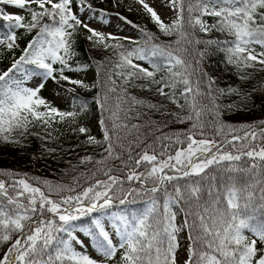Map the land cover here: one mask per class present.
Instances as JSON below:
<instances>
[{
	"label": "snow or ice",
	"instance_id": "6c2138e0",
	"mask_svg": "<svg viewBox=\"0 0 264 264\" xmlns=\"http://www.w3.org/2000/svg\"><path fill=\"white\" fill-rule=\"evenodd\" d=\"M76 2L81 13L87 10L93 12V16L81 18L74 13V0H0V5L25 9L30 16L25 20L19 14L0 10V20L8 22L7 33L0 36V47L13 52L19 48L18 30L35 31L19 56L13 57L11 66L0 71V140L18 143L13 140L14 134L24 136L29 133L30 126L39 123L47 129L57 116L63 119L76 115L59 111L39 93L49 79L56 83L63 80L83 85V81L65 75L66 71L87 68V65L74 68L70 63L75 54L73 37L79 28L88 33L87 39L94 46L124 48L120 43H106L118 37L111 33L105 35L91 26L90 20L97 17L106 24L107 13L93 9L87 0ZM137 2L162 33L180 36L176 45L183 42L215 46L226 53L230 64H243L248 68L255 67L252 62L264 65V0H164L163 6L175 13L170 24H165L145 0ZM116 15L132 27H138L119 13ZM206 16L215 18V23H207ZM197 29L204 34L217 31L225 38L196 39L193 32ZM144 35L146 43L155 40L152 34L144 32ZM124 39L135 43L131 37ZM254 46L262 51L257 52ZM172 47L171 43L153 42L150 47L124 49L118 52V62L108 70L107 84L110 86L96 101L101 111L99 124L103 141L92 136L87 139L89 144H99L103 149L97 164L105 165L112 159L122 161L119 168L97 169L106 179H95L97 173H93L94 183L77 192L71 186L32 178L43 183L45 191L23 176L16 178L19 174L0 173V176L9 177V181L0 179V244H9L0 253V264H111L117 252H120L121 264H180L178 250L182 232L186 233L188 241L187 259L183 264H264V221L256 220L257 213L264 216V187L257 198L254 185L244 179V174L253 179L251 174L264 166V144L258 150L250 146L257 139V132L245 129L254 128V125L233 127L216 119L211 122L204 119L209 114L220 115L216 93L223 95L224 91L214 88L212 78L193 82V75H206L198 68L199 60L190 64L169 51ZM184 51L187 52V48ZM198 55L203 57L204 53ZM155 57L161 58V62L154 60ZM134 60L148 62L151 70ZM57 64L59 67H54ZM28 66H32L31 70ZM100 67L103 62L98 69ZM113 69L119 71L113 72ZM161 70L167 71V80L155 79ZM113 74L122 84L117 85ZM33 78H38L37 86H25V82ZM138 80L148 81L146 85H138L142 89L156 86V93L178 108H184L179 98L184 99L190 109L186 116L168 114L176 115L179 123H192L190 129L182 133L157 136L153 143L145 144L133 156V150L143 141L127 146L120 142L119 131L129 128L127 123L120 122V113H124L125 119H131L135 106L158 107L129 96L128 88L137 86ZM179 84L184 87L178 98L176 88ZM234 91L230 89L229 94ZM121 92L122 96L117 95ZM109 93L115 97V111L107 107ZM202 100L208 103L203 104ZM129 101L125 109L123 104ZM41 106L44 111L40 110ZM86 108L83 103L79 110ZM261 124L264 125V121ZM139 127L133 124L131 130L138 132ZM206 127H210L214 135L209 136ZM78 131L84 134L88 129L79 127ZM240 131L244 132L242 136L236 134ZM259 135L264 139V128ZM125 153L127 159H122ZM243 158L247 160L241 165ZM91 161L92 157H85L81 163ZM142 165L147 167L141 170ZM114 171L122 172L123 176L113 175ZM74 183L79 186V179L74 177ZM125 183L138 187L130 186L125 190ZM258 183L264 184V181ZM144 194H151V199L141 213L108 211L115 204L126 205ZM53 195L59 199H53ZM178 214L183 215L179 225L176 223ZM84 217L90 219L77 230L75 222ZM245 229L251 236L244 235ZM93 242L102 260L83 251Z\"/></svg>",
	"mask_w": 264,
	"mask_h": 264
},
{
	"label": "trees",
	"instance_id": "16d2710c",
	"mask_svg": "<svg viewBox=\"0 0 264 264\" xmlns=\"http://www.w3.org/2000/svg\"><path fill=\"white\" fill-rule=\"evenodd\" d=\"M55 2V0H54ZM88 4L92 5L95 10H103L104 12L109 9L115 14L119 13L121 16L126 17L128 21H131L134 25L138 26L139 33L132 38L135 43L125 40L124 38H118V40L106 41L108 44H123V49L108 48L105 49L102 46H94V44L87 39L88 33L83 29L79 28L74 37L73 51L74 55L70 61L72 67H82L87 65L86 69H90L94 72V80L91 83H87L85 87L72 94L71 100L66 102L62 107L57 106L56 108L62 112H75V116H66L63 119L58 116L55 117L51 123V127L47 129L39 123L29 127V133L20 136L14 134L13 140L17 142H6L0 140V173L12 172L19 174L16 178L21 176L28 179V182L33 186H39L42 190L47 191L43 183H38L36 179L39 178L40 182L48 181L52 184H63L76 188L79 192L83 187H87L90 183H94L93 173H97V169L101 167L107 168H119L122 167V161L119 159L108 160L105 165H99L96 163L97 160L102 158L103 149L99 144H89L87 142L88 136L95 137L97 141H103L102 128L100 132H94L92 126L89 123L92 120L101 119V111L99 108L97 98H102L106 92L107 87V75L108 70L113 68V64L118 62V52L124 49L132 50L137 47H150L151 43H157L160 45L172 44L173 47L169 51H173L175 55L183 58L190 64H194L195 61L199 60L198 68L206 75L200 77L199 75H193L192 80L195 82L197 79H203L206 81L208 78H212L215 81L214 88L217 90H223L224 94L220 95L216 93V103L220 106L218 117H213L209 114L204 117L205 120L211 122L214 119L224 125H230L233 127H239L241 125H254V128L245 129L246 131H256L257 139L252 141L251 147H259L264 144V139H261L259 133L264 125L261 124L264 121V65L252 62L255 67H244L243 64L236 65L227 62L226 53L222 50H218L215 46H206L204 44H184L181 42L180 45H176L175 41L180 39L179 35H165L162 33L157 25L153 23L150 17H148V23L145 26L138 24L137 16L132 13H125L124 6L119 0H87ZM79 6L78 2L74 0L72 5L73 8ZM32 8H36V5H32ZM0 10L3 11V5H0ZM28 14V12H27ZM28 18L30 16L28 14ZM215 23V18H212ZM143 30V31H141ZM8 31V22L0 20V36L4 35ZM193 31V30H189ZM144 32L152 34L155 40L146 43L147 37ZM193 35L196 39L208 40V39H220L223 40L225 37L217 32L212 31L208 34L195 30ZM35 36V31L31 33H25L23 29L20 30L18 35L19 48L13 52H9L6 48L0 51V71L6 70L11 66L12 59L14 56H19L20 50L26 46L29 40ZM256 51H262L259 46H254ZM187 48V52L184 49ZM203 52L204 56L200 57L198 53ZM157 62H161V58H153ZM103 62V67L98 69V65ZM135 63L143 65L145 68L149 67L148 62L134 60ZM31 70L32 66H28ZM58 68L59 65H54ZM99 71V75H98ZM119 71V69H113V72ZM77 71H66L65 75L72 76ZM163 77L165 80L168 79V73L166 70H161L156 73L155 79L159 80ZM241 77H245L242 79ZM113 79L117 85L122 84L120 78L113 74ZM64 81L61 80L60 83ZM137 86L129 87V96H134L138 99L144 100L156 104L157 109H149L143 106H135L131 116V119H125L124 113H120V122L127 123L128 129H121L119 135L122 137L120 141L125 146L130 143H140L139 148L133 150V156H135L145 144H151L155 141L157 136L167 134L173 136L175 133H182L191 127V121L185 123H179L176 120V115L186 116L190 109L185 104L184 99L179 98V93L183 89V85L179 84L176 88V94L179 98V102L185 105L183 109L178 108L175 104L171 103L167 98L161 97L156 93V86L148 88H141L138 85L148 84L147 80H138L135 82ZM127 87V85H124ZM203 88V84L201 85ZM230 89H235L234 92L229 94ZM166 92L170 89H165ZM117 95H123V93H117ZM203 104H207V100L201 101ZM86 103L87 108L85 111H80V105ZM116 103L113 94H108L107 107L112 110H116L114 105ZM124 103L123 107L127 109L130 105ZM162 105V107H160ZM231 105V107H228ZM168 113H174L171 115ZM137 114H139L137 116ZM107 116V113H104ZM139 125V131L131 130V125ZM79 127H86L87 133H80ZM227 130H225L226 132ZM50 133V136L48 135ZM206 133L209 136L214 135L210 127H206ZM243 135L244 132L240 131L236 133ZM47 136V139L45 137ZM137 137L139 139L137 140ZM199 138V137H197ZM220 140L223 137H216ZM239 146V144H238ZM230 147V146H229ZM229 150V149H225ZM171 151V149H170ZM85 157H92L91 162L81 163V160ZM122 159H127L125 153ZM247 158H243L240 162L241 165ZM147 165H142L143 170ZM124 171H127L126 169ZM118 177H122L123 173L114 171L112 173ZM253 179H248V175L244 174V179L248 183L254 185L257 198L260 195V189L264 187V184L258 183V181H264V166L258 171L253 172ZM74 177L79 179V186L74 183ZM0 179L9 181V177L0 176ZM95 179L104 180L106 177L97 173ZM130 186L138 187V185H129L125 183L124 189L127 190ZM151 187V183L148 185ZM171 190V189H169ZM68 193H65V195ZM75 194V193H73ZM117 195H120L117 192ZM159 196L160 194H156ZM53 199H59V197L53 195ZM151 194H144L139 198H136L134 202H130L126 205L115 204L109 212H126L130 213L135 211L136 213L143 212L150 203ZM183 217V215H182ZM90 217H84L81 221L75 222L79 229L80 224H86ZM257 221H264V216L257 213ZM255 222V221H254ZM249 232L244 230L245 233ZM247 236V235H246ZM15 237V236H14ZM9 244H0V253L5 251ZM92 247L95 248V242L92 243ZM181 247V245H180Z\"/></svg>",
	"mask_w": 264,
	"mask_h": 264
},
{
	"label": "rangeland",
	"instance_id": "374dc122",
	"mask_svg": "<svg viewBox=\"0 0 264 264\" xmlns=\"http://www.w3.org/2000/svg\"><path fill=\"white\" fill-rule=\"evenodd\" d=\"M119 1L124 6L125 13H132L137 16L138 24L140 26L147 25L148 17L150 16L144 11L142 5L139 4L137 0H119ZM145 3H148L151 7L154 8V10L158 13L161 20L165 24H170L175 19V13L172 10H170L168 7L163 6L164 0H145ZM3 11L7 13H15L24 16L25 20L29 19L27 11L25 9H20L18 7L11 5H7V6L3 5ZM73 12L76 13L81 18H90L93 16V12L87 10L81 13L79 11L78 5L75 8H73ZM105 13L108 14L106 17H104V19L108 21L106 24L102 23L99 17L90 20L91 26L95 28L97 31L105 35L111 33L118 38H124V37L133 38L136 36L137 33H139L138 28L132 27L131 25L125 23L124 21H121L112 10L107 9ZM204 19L209 24L214 23L212 17L206 16L204 17ZM20 30L17 31V35H19ZM3 49H4L3 47H0V51ZM70 77L75 80L83 81V85H72L66 81H64L63 83L60 82L56 83L52 79H49L45 82V86L43 89H41L39 95L42 98H44L51 106L62 107L66 102L71 100L73 93L82 90L87 83L93 82L94 72L90 69H85L82 71H77L74 75ZM38 82H39L38 78L29 79L25 82V86L34 88L37 86ZM40 110L44 111L43 106H41ZM89 125L92 126L94 132H100L101 128L98 120L96 119L92 120L89 123ZM258 148L259 147H257V150ZM106 218L110 219V217H106ZM182 220H183L182 214H178L176 223L179 225L182 222ZM245 234L247 236H251L250 232H246ZM81 235H83L82 232ZM13 239H15V237H13ZM116 239L118 240L119 237L117 236ZM179 240L181 247L178 250V257L180 264H183V261L187 259L186 249L188 246V241L186 239V233L182 232L180 234ZM77 250L80 249L77 248ZM83 251L95 259L98 260L103 259L92 246L87 249H84ZM111 264H121L120 252H117L116 257L113 261H111Z\"/></svg>",
	"mask_w": 264,
	"mask_h": 264
},
{
	"label": "water",
	"instance_id": "95a60500",
	"mask_svg": "<svg viewBox=\"0 0 264 264\" xmlns=\"http://www.w3.org/2000/svg\"><path fill=\"white\" fill-rule=\"evenodd\" d=\"M228 138H230V136Z\"/></svg>",
	"mask_w": 264,
	"mask_h": 264
}]
</instances>
